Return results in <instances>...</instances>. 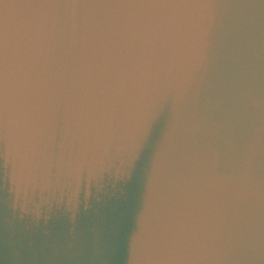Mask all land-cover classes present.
I'll return each instance as SVG.
<instances>
[{"label": "water", "instance_id": "1", "mask_svg": "<svg viewBox=\"0 0 264 264\" xmlns=\"http://www.w3.org/2000/svg\"><path fill=\"white\" fill-rule=\"evenodd\" d=\"M0 264H264V0H0Z\"/></svg>", "mask_w": 264, "mask_h": 264}]
</instances>
